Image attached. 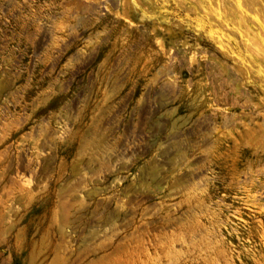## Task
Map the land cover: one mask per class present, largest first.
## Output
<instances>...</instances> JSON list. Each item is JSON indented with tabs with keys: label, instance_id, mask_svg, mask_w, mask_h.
Here are the masks:
<instances>
[{
	"label": "rangeland",
	"instance_id": "rangeland-1",
	"mask_svg": "<svg viewBox=\"0 0 264 264\" xmlns=\"http://www.w3.org/2000/svg\"><path fill=\"white\" fill-rule=\"evenodd\" d=\"M0 264H264V0H0Z\"/></svg>",
	"mask_w": 264,
	"mask_h": 264
}]
</instances>
